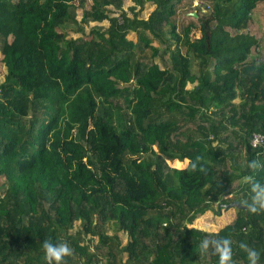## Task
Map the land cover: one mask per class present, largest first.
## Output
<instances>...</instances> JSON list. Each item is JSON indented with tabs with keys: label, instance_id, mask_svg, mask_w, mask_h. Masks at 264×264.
<instances>
[{
	"label": "trees",
	"instance_id": "trees-1",
	"mask_svg": "<svg viewBox=\"0 0 264 264\" xmlns=\"http://www.w3.org/2000/svg\"><path fill=\"white\" fill-rule=\"evenodd\" d=\"M133 1L131 16L123 0H0V264H46L44 240L69 244L65 264H218L200 245L223 237L233 264L241 242L264 264V212L191 226L264 184L248 167L264 165V63L245 32L264 0H150L147 17ZM197 156L203 171L180 170Z\"/></svg>",
	"mask_w": 264,
	"mask_h": 264
},
{
	"label": "rangeland",
	"instance_id": "rangeland-1",
	"mask_svg": "<svg viewBox=\"0 0 264 264\" xmlns=\"http://www.w3.org/2000/svg\"><path fill=\"white\" fill-rule=\"evenodd\" d=\"M145 2H146L145 3V9L143 12H144V16L147 17L149 15L150 11L155 8V4L150 0H145ZM196 3H199V5L202 6V8H204V9L206 6H208V0H203V1L197 0ZM196 3H194V5ZM85 4L87 5V7H89L90 1H88V3H85ZM133 4H134L133 0H123V8L125 10H128L131 16H132V11L130 9V6H132ZM208 7L210 9V6H208ZM82 9L83 8H78V10H77L78 19H80V17H81ZM191 9H192L191 14L187 15L188 19L190 17L197 15V12L194 11V7H192ZM109 15H112V14H109ZM96 23H98V22H94V23H92V25H94ZM99 24L108 25L109 22H108V20H104L103 22H101ZM75 27H76L75 25H70L69 27H67L66 30L68 33V37H80L81 36L82 33L76 32ZM85 32L86 33L89 32V26L87 28H85ZM245 32H250L259 41L258 45L256 47H254L251 58H253L254 55L258 54L257 55V58H259L258 60L260 62L264 63V1L258 3L257 7L255 8V10L252 14V19H251V22L249 24V27H247ZM197 33L200 35L199 31ZM129 38L136 42L137 41V34L131 33L129 35ZM154 43L161 47V56L156 58V61L160 64L161 67H165L166 64L170 65L171 64V58H170L171 53L166 52L164 50V46L159 41H154ZM250 61H251V59H250ZM192 70H193V72L198 73V70H199L198 63L194 62ZM6 73H7V68H6L4 62L2 61V56L0 54V84H2L4 82ZM236 102L241 103L240 98H238ZM129 148L131 150L132 146L129 145ZM149 150H147L145 152L149 151V152L155 154L158 151V148L151 147V148H149ZM132 157L134 158L135 162H137L139 164L141 163L140 162L141 159H139L137 155H132ZM176 161H178V160H176ZM174 162H173V165L177 166ZM181 163L183 166L184 163L183 162H181ZM0 195H1V197L4 196V193L1 192V190H0ZM234 209H235V212L233 211ZM237 212H238V210L236 209V207L235 208L232 207V208H228V209L223 208L221 212L219 211V214H215L214 212L209 211V212L205 213L204 215L197 216V218L194 220V222L191 226H196V227L201 228V229H204L205 227H207L209 232H217L219 229L223 228L228 223L233 222V220L235 219V217L237 215ZM77 226L80 227L81 226L80 223H77Z\"/></svg>",
	"mask_w": 264,
	"mask_h": 264
},
{
	"label": "clouds",
	"instance_id": "clouds-1",
	"mask_svg": "<svg viewBox=\"0 0 264 264\" xmlns=\"http://www.w3.org/2000/svg\"><path fill=\"white\" fill-rule=\"evenodd\" d=\"M253 147H264V141L258 140L254 137ZM201 160V156H197L195 162L193 160H188L180 170L190 169L195 172L199 167V170L203 171V166L198 164ZM248 167L255 170L264 167V165H261L257 160H252L249 162ZM246 182L251 183V192L254 195L251 197V203H248L247 201H243L242 203L246 205L247 211L251 214L264 212V184H261L259 181H253L252 177L246 178ZM202 230L208 231V228L205 227ZM210 243L214 247V255L218 256V264H233L234 253L231 239L223 237L214 241H209L207 239L203 240L200 245L202 255L207 252ZM41 247L43 249L46 264H65V258L70 257L73 252L72 248L66 241L54 243L51 240H44ZM239 247L246 253L248 264H260V250L245 242H241Z\"/></svg>",
	"mask_w": 264,
	"mask_h": 264
},
{
	"label": "water",
	"instance_id": "water-1",
	"mask_svg": "<svg viewBox=\"0 0 264 264\" xmlns=\"http://www.w3.org/2000/svg\"><path fill=\"white\" fill-rule=\"evenodd\" d=\"M232 207H238V208H246V206H242L241 204H240V202H238V201H233V202H231V203H222L220 206H219V211L221 212L222 211V209L223 208H225V209H228V208H232Z\"/></svg>",
	"mask_w": 264,
	"mask_h": 264
},
{
	"label": "built area",
	"instance_id": "built-area-1",
	"mask_svg": "<svg viewBox=\"0 0 264 264\" xmlns=\"http://www.w3.org/2000/svg\"><path fill=\"white\" fill-rule=\"evenodd\" d=\"M254 137L258 140L264 141V135L262 133L255 132V133H253V135L250 138V143L252 146H253V138ZM254 147H256V146H254Z\"/></svg>",
	"mask_w": 264,
	"mask_h": 264
},
{
	"label": "crops",
	"instance_id": "crops-1",
	"mask_svg": "<svg viewBox=\"0 0 264 264\" xmlns=\"http://www.w3.org/2000/svg\"><path fill=\"white\" fill-rule=\"evenodd\" d=\"M182 162H183V161H182ZM183 163H184V164H183V166H184V165H185V163H186V161H184ZM183 166H182V167H183ZM233 211L235 212V209H234Z\"/></svg>",
	"mask_w": 264,
	"mask_h": 264
}]
</instances>
